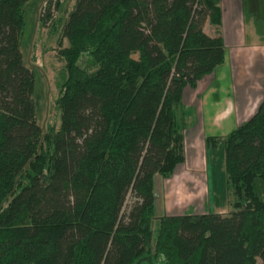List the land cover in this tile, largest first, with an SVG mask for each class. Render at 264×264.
<instances>
[{"label": "trees", "instance_id": "16d2710c", "mask_svg": "<svg viewBox=\"0 0 264 264\" xmlns=\"http://www.w3.org/2000/svg\"><path fill=\"white\" fill-rule=\"evenodd\" d=\"M27 1L0 0V264H264V99L223 139L230 211L145 214L184 160L185 88L223 62L220 0H74L46 25L48 0L58 127L36 119Z\"/></svg>", "mask_w": 264, "mask_h": 264}, {"label": "crops", "instance_id": "0c3cea01", "mask_svg": "<svg viewBox=\"0 0 264 264\" xmlns=\"http://www.w3.org/2000/svg\"><path fill=\"white\" fill-rule=\"evenodd\" d=\"M219 5L224 59L194 88L184 90V160L163 184V214H175L181 196L190 195L189 201L201 205L209 194L205 157L218 150L225 135L245 122L264 99V0H220ZM209 136L217 140L214 148L206 146ZM211 153L212 169L219 172L220 155Z\"/></svg>", "mask_w": 264, "mask_h": 264}, {"label": "rangeland", "instance_id": "374dc122", "mask_svg": "<svg viewBox=\"0 0 264 264\" xmlns=\"http://www.w3.org/2000/svg\"><path fill=\"white\" fill-rule=\"evenodd\" d=\"M43 0H28L24 6V28L20 37V49L22 53L23 62L26 66L30 67L34 73V91L33 98L36 102V119L38 124L46 126L54 124L55 127L59 125V113L55 107V99L58 95V71L63 66L62 60L58 57V49L61 45H66L67 40L60 38V24L56 25L55 30L47 27H43L37 18L38 10ZM74 3V0H63L58 10L56 11V21L62 17L63 19ZM211 26L207 23L204 26V31L213 34ZM219 144L218 150L210 152L211 154L218 153L221 158V166H219V172L213 168V161L209 153L208 157H205L209 166L208 173V186L205 194L204 201H189L190 195L186 197L181 196L178 202L180 205L175 208V214L184 213H199V212H212V213H227L231 210V206L228 203V195L225 188V174L223 167V145ZM221 148V149H220ZM221 152V153H220ZM216 161V159H215ZM218 163V162H217ZM217 165V164H216ZM218 169V167H217ZM167 177H162L158 174L154 177V190L158 194L155 200L147 209L145 214L158 217L164 215L165 207L163 205V184L166 183ZM165 187V185H164ZM209 187V188H208ZM165 197V196H164ZM133 200V196L128 194L126 205ZM197 208V210H195ZM158 228V220L152 219L151 230L152 239L151 246L153 247L156 233ZM260 261L258 260L259 264ZM160 264L163 263V259L160 260Z\"/></svg>", "mask_w": 264, "mask_h": 264}, {"label": "built area", "instance_id": "2783aa9c", "mask_svg": "<svg viewBox=\"0 0 264 264\" xmlns=\"http://www.w3.org/2000/svg\"><path fill=\"white\" fill-rule=\"evenodd\" d=\"M53 1V4H52V6H51V8H50V16H49V19H47V21H46V25H49L50 24V22L55 18V16H56V9H55V7H54V0H52ZM48 4V0H44L43 2H42V4H41V6H40V8H39V10H38V14H39V16H41V17H43V15L45 14V11H46V7L48 6L47 5Z\"/></svg>", "mask_w": 264, "mask_h": 264}]
</instances>
